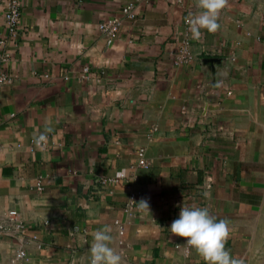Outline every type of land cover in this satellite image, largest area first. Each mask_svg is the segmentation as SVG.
Instances as JSON below:
<instances>
[{
    "label": "crops",
    "instance_id": "obj_1",
    "mask_svg": "<svg viewBox=\"0 0 264 264\" xmlns=\"http://www.w3.org/2000/svg\"><path fill=\"white\" fill-rule=\"evenodd\" d=\"M5 1L0 224L24 233H0V264H90L104 227L122 264H206L170 231L183 206L264 264V0H228L198 40V0H16L14 35Z\"/></svg>",
    "mask_w": 264,
    "mask_h": 264
},
{
    "label": "clouds",
    "instance_id": "obj_2",
    "mask_svg": "<svg viewBox=\"0 0 264 264\" xmlns=\"http://www.w3.org/2000/svg\"><path fill=\"white\" fill-rule=\"evenodd\" d=\"M227 4L228 0H198L201 11L190 21L189 30L193 39L198 40L202 36L201 29L214 33L220 28L219 16ZM46 140L47 136L41 133L37 142ZM142 202V206L148 208L147 202ZM170 231L186 238V243L203 257L206 264H243L241 259L234 257L226 248L230 235L228 221L218 220L210 214L207 207H181L179 217L172 222ZM111 232L110 227H104L92 234L88 249L90 264H122L121 255L111 246Z\"/></svg>",
    "mask_w": 264,
    "mask_h": 264
},
{
    "label": "built area",
    "instance_id": "obj_3",
    "mask_svg": "<svg viewBox=\"0 0 264 264\" xmlns=\"http://www.w3.org/2000/svg\"><path fill=\"white\" fill-rule=\"evenodd\" d=\"M4 6H5V9H4L5 25L9 31V33L11 35H14L17 31V27H18V23H19V17H20L19 3L16 0H6ZM132 8H133V4L129 3L128 5L123 7V12H125L126 14H129ZM118 27H119L118 20L116 18H112V17L99 24V28L103 32H105L111 36H114L117 34ZM84 70L86 71L87 69L85 68ZM6 80H7L6 76L4 74H0V89H1L2 85L6 82ZM138 155L140 157H142V155H143L142 151H139ZM141 163L143 165H146L145 161L142 160V158H141ZM121 178H124L123 174H121L118 177H115L113 179H110V180L117 182ZM37 187L39 189H41L40 184H37ZM15 214H16V211H14V210L8 211L9 221L12 223L14 229H11L10 227H8L5 224H0V233L6 234V235H11V236H18V235H22L24 233V225L21 222L16 221L14 219ZM24 255H25V251L19 250L16 253L15 258L16 259L22 258V257H24Z\"/></svg>",
    "mask_w": 264,
    "mask_h": 264
}]
</instances>
